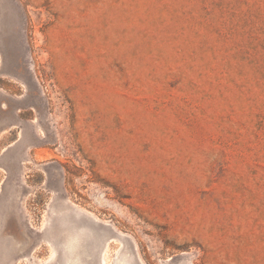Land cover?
I'll list each match as a JSON object with an SVG mask.
<instances>
[{
  "label": "rangeland",
  "instance_id": "1",
  "mask_svg": "<svg viewBox=\"0 0 264 264\" xmlns=\"http://www.w3.org/2000/svg\"><path fill=\"white\" fill-rule=\"evenodd\" d=\"M0 264H264V0H0Z\"/></svg>",
  "mask_w": 264,
  "mask_h": 264
},
{
  "label": "bare ground",
  "instance_id": "2",
  "mask_svg": "<svg viewBox=\"0 0 264 264\" xmlns=\"http://www.w3.org/2000/svg\"><path fill=\"white\" fill-rule=\"evenodd\" d=\"M76 215H77V214H76ZM80 216H81V215H80ZM52 217H53V216H52ZM81 217H82V216H81ZM86 217H87V216H86ZM55 218H56V217H55ZM76 218H77V217H76ZM90 218H91V217H90ZM50 220H51V219H50ZM58 220H59V219H58ZM56 221H57V220H56ZM57 222H58V221H57ZM67 222H69V221H67ZM70 225H72V224H70ZM103 225H104V224H103ZM81 226H82V225H81ZM87 227H88V226H87ZM63 228H64V227H63ZM67 228H68V227H67ZM64 229H65V228H64ZM73 229H74V228H73ZM78 231H79V230H78ZM59 232H60V231H59ZM64 232H65V231H64ZM75 232H76V231H75ZM105 236H106V237H104V239H105V238L107 239L108 235L106 234ZM117 237H118V236H117ZM62 238H63V237H62ZM108 240H109V239H108ZM52 241H53V240H52ZM60 241H61V240H60ZM103 241H104V240H103ZM106 241H107V240H106ZM121 242H122V240H121ZM56 243H57V242H56ZM103 243H105V242H103ZM105 244H106V243H105ZM105 244H104V245H105ZM102 246H103V245H102ZM102 246H101V247H102ZM103 247H104V246H103ZM108 247H109V246H108ZM108 249H109V248H108ZM57 250H58V249H57ZM66 254H67V253H66ZM106 254H107V253H106ZM64 255H65V253H64ZM55 257H56V256H55ZM55 257H54V258H55ZM64 258H65V257H64ZM102 259H103V258H102ZM106 260H107V259H106ZM54 261H55V260H54ZM66 261H67V260H66ZM66 261H65V262H66ZM101 261H103V260H101ZM103 262H106V261H103ZM111 262H112V261H111Z\"/></svg>",
  "mask_w": 264,
  "mask_h": 264
}]
</instances>
